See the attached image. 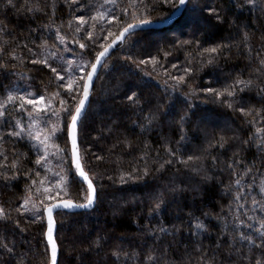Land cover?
I'll return each instance as SVG.
<instances>
[{"label":"trees","instance_id":"16d2710c","mask_svg":"<svg viewBox=\"0 0 264 264\" xmlns=\"http://www.w3.org/2000/svg\"><path fill=\"white\" fill-rule=\"evenodd\" d=\"M178 1L0 0V264H50L43 209L88 197L67 138L84 79L124 28ZM23 101L48 106L47 131L61 107L49 168L21 134ZM77 137L96 203L55 214L57 264H264V0H189L130 34Z\"/></svg>","mask_w":264,"mask_h":264},{"label":"water","instance_id":"95a60500","mask_svg":"<svg viewBox=\"0 0 264 264\" xmlns=\"http://www.w3.org/2000/svg\"><path fill=\"white\" fill-rule=\"evenodd\" d=\"M189 0H179L176 9L173 13L167 17L166 19L158 22H140L134 23L126 28H124L118 36H116L108 46H106L95 58L93 64L91 65L84 83H83V93L80 99L79 104L77 105L74 114L70 120L67 130V138L69 142L70 149V157L71 164L75 170V174L77 178L85 184L88 197L87 201L82 204H76L71 201L62 200L52 203L46 206L43 209V216L45 218L46 223V242L49 247L50 253V264H57L58 260V247L54 238L56 232V221L55 214L57 212H68V213H77L83 211H91L96 203V191L95 188L84 172L82 168V164L80 161V155L78 150V126L80 120L86 113L89 99L91 95V90L94 86L96 77L100 72L102 66L104 65L106 59L112 54V52L121 44L124 43L125 39L132 33L138 31H147V30H159L163 28H167L172 25L174 21H176L182 15L187 3Z\"/></svg>","mask_w":264,"mask_h":264},{"label":"rangeland","instance_id":"374dc122","mask_svg":"<svg viewBox=\"0 0 264 264\" xmlns=\"http://www.w3.org/2000/svg\"><path fill=\"white\" fill-rule=\"evenodd\" d=\"M77 68H79V65L76 66ZM85 80V79H84ZM20 93L22 91L23 93H26L27 90L22 88H16L14 90V92ZM13 92V90H12ZM20 98H23L24 96H19ZM7 100V98H5ZM2 100L1 99L0 102L2 104ZM1 104H0V108H1ZM24 106V110L21 114V119H23L22 121H20V128H21V134L24 135L26 138H28L29 136H31L34 140L38 141L39 145H41V149L43 150V156L44 158L42 159V161L40 162L41 166H44V168H46V165H48V168L50 166V163L47 162V156L50 155V153H52L53 155H56L57 153L55 152V145L51 144L50 141L52 140L53 137V133H56V131L53 130L51 131V128H55V127H59L56 123L57 118L59 116V114L62 112V110L60 109V106H57L56 104H54V107L52 108V118H54L55 122L53 121V124L50 125V123H48V126H50L51 128L47 131L46 129H41L39 121L40 118L44 117V114L41 115V113H43L48 106L43 103L42 101H39L37 103V105L35 107H32V103L28 102V101H23L22 105H19V107H23ZM3 107V105H2ZM47 116V115H45ZM51 134V135H50ZM63 169H59L60 171L57 172H53L52 175L56 180V183H54V185H50L48 184L47 187L44 188V190L47 191V195L49 196L52 193V187L53 186H57L59 187V189H57L58 191H64V186H63V182L66 180V175L69 174V171L67 172V170L65 169L64 166ZM60 183V184H59ZM52 186V187H51ZM63 186V187H62ZM50 188V189H48ZM57 192V191H56ZM58 193V192H57ZM49 205V204H48ZM95 230L96 227H92V228H87L85 227L83 230ZM82 264V263H81Z\"/></svg>","mask_w":264,"mask_h":264}]
</instances>
